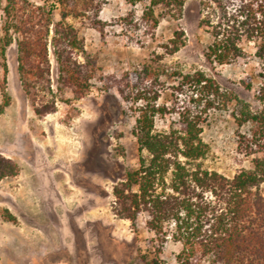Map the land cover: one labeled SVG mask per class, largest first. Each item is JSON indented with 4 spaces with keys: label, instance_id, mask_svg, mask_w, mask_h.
Instances as JSON below:
<instances>
[{
    "label": "rangeland",
    "instance_id": "rangeland-1",
    "mask_svg": "<svg viewBox=\"0 0 264 264\" xmlns=\"http://www.w3.org/2000/svg\"><path fill=\"white\" fill-rule=\"evenodd\" d=\"M31 1L42 5L45 0ZM6 4L0 0V40ZM142 8L107 0L97 27L68 20L83 45L74 58L91 72V86L76 99L72 87L58 82L49 47L50 91L35 99L38 107L54 100V109L44 115L34 112L22 89L15 43L0 55V108L9 100L0 112V155L18 166L16 176L0 181V264H146L153 257L157 264H178L179 243L167 240L154 256V235L143 217L133 226L113 211V187L138 163L132 135L137 105L126 102L124 94L134 96L149 82L160 92L158 103L170 105V74L199 70L256 108L258 65L252 44L245 47L244 62L218 66L205 60L208 35L199 28V0H188L179 14L161 18L155 28L141 20ZM52 18L59 21L57 9ZM180 32L183 46L166 54L164 46ZM248 81L250 91L244 87ZM232 109L212 114L201 135L208 148L203 168L226 177L249 168L236 150L239 130ZM169 122L158 117L156 130Z\"/></svg>",
    "mask_w": 264,
    "mask_h": 264
},
{
    "label": "trees",
    "instance_id": "trees-1",
    "mask_svg": "<svg viewBox=\"0 0 264 264\" xmlns=\"http://www.w3.org/2000/svg\"><path fill=\"white\" fill-rule=\"evenodd\" d=\"M126 1L142 5L141 20L155 28L161 18L179 14L188 0ZM6 2L0 55L15 43L19 81L34 112L44 115L54 109L53 99L40 107L35 104L37 93L49 92L51 87L49 47L58 67V82L72 87L76 99L86 95L92 74L74 58V53H83V45L68 20L97 27L107 0H45L42 5L31 0ZM199 6V28L208 35L204 49L208 63L244 62L246 45H253L258 65L253 74L257 106L241 101L199 70L170 74V105L158 103L160 92L149 82L143 84L144 89H136L134 96L124 94L126 102L137 105L132 135L138 163L113 187V211L133 226L143 217L145 228L154 235V256L170 239L182 247L176 256L178 264H264V0H199ZM54 9L59 14L57 22L52 18ZM182 36L176 33L164 52H178ZM244 87L250 91L252 85L248 81ZM8 105L6 97L0 112ZM230 108L239 130L236 150L249 168L226 177L203 168L208 148L201 135L212 114ZM158 117H168L166 129L156 130ZM17 173V164L0 155V181ZM5 213L9 221L14 220ZM146 264H157V260L153 257Z\"/></svg>",
    "mask_w": 264,
    "mask_h": 264
}]
</instances>
